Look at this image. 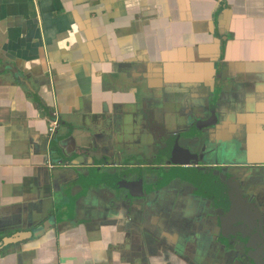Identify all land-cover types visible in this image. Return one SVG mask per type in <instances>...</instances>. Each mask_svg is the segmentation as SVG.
Listing matches in <instances>:
<instances>
[{
    "label": "flooded vegetation",
    "instance_id": "flooded-vegetation-1",
    "mask_svg": "<svg viewBox=\"0 0 264 264\" xmlns=\"http://www.w3.org/2000/svg\"><path fill=\"white\" fill-rule=\"evenodd\" d=\"M127 1L78 5L109 9V22L120 20L112 29L122 35L139 36L155 27L153 5ZM222 5L219 1L217 8ZM5 48L0 44V90L7 88L8 95L17 86L25 98L44 100L38 143L22 140L21 152L10 141L15 153L10 167L19 171L17 166L27 165L26 170L34 162L47 176L29 187L39 202L22 201L23 192L15 194L17 201L0 196V263L19 260L21 245L37 229L67 239L81 229L109 235L110 221L116 220L122 228V264H264V163L249 161L243 126L235 123L253 92L239 83L224 86L232 83L226 78L216 79L211 91L203 85L171 86L163 75L154 79L152 69L163 62L151 58L145 42L107 71L99 64L104 92L132 95L122 99L121 128L114 130L107 126L110 112L93 113L90 107L79 114L73 106L62 112L53 100L45 102L68 63L57 67L43 59L35 89L28 81L31 70L20 68ZM171 91L174 99L166 102Z\"/></svg>",
    "mask_w": 264,
    "mask_h": 264
},
{
    "label": "crops",
    "instance_id": "crops-1",
    "mask_svg": "<svg viewBox=\"0 0 264 264\" xmlns=\"http://www.w3.org/2000/svg\"><path fill=\"white\" fill-rule=\"evenodd\" d=\"M79 1L0 0V44L20 68L31 70L28 81L35 83V89L38 77L34 74L43 59L57 67L68 63L58 71L53 95H45L49 100L45 102L53 100L62 112L71 106L79 114L90 107L93 113L110 112L107 126L121 128L122 99L130 100L132 95H122L118 89L104 92L99 86V64H106L103 71H107L111 62L122 61L146 42L151 58L163 62L152 69L154 79L163 75L171 86L203 85L211 91L219 84L216 79L226 78L232 83L224 86L239 83L242 89L247 87V93H254L235 123L243 126L249 161L264 163V0H147L155 8V27L144 28L139 36L112 29L120 20L110 23L109 9L82 10ZM219 1L223 5L218 9ZM116 15L119 18V12ZM43 49L47 54L42 57ZM20 89L14 86L8 95L7 88L0 90L4 94L0 97V196L7 202L17 201L15 194L23 192L22 201L39 202L29 187L40 184L46 173L34 162L26 170L27 165L17 166L19 171L10 167L15 154L13 146L8 148L10 141L22 152V140L36 143L44 127V100L31 101ZM189 93L193 95L194 90ZM175 94L164 95L165 101H173ZM9 192L14 197L6 198ZM86 206L92 203L87 201ZM115 222L110 221L109 235L81 229L71 236L66 233L68 239L37 229L21 245L19 260L11 257L0 264H122V228Z\"/></svg>",
    "mask_w": 264,
    "mask_h": 264
},
{
    "label": "water",
    "instance_id": "water-1",
    "mask_svg": "<svg viewBox=\"0 0 264 264\" xmlns=\"http://www.w3.org/2000/svg\"><path fill=\"white\" fill-rule=\"evenodd\" d=\"M254 154H256V153H254ZM256 155H258V154H256Z\"/></svg>",
    "mask_w": 264,
    "mask_h": 264
}]
</instances>
